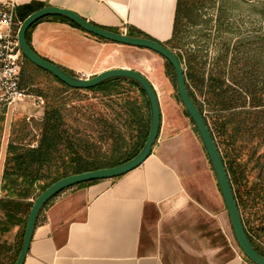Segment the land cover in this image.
<instances>
[{"label":"crops","instance_id":"obj_1","mask_svg":"<svg viewBox=\"0 0 264 264\" xmlns=\"http://www.w3.org/2000/svg\"><path fill=\"white\" fill-rule=\"evenodd\" d=\"M14 1L17 11L44 3L101 28L127 35L135 29L166 43L173 34L178 0ZM31 45L39 56L77 77L129 69L157 90L148 75L151 63L163 58L152 51L104 42L53 19L34 27ZM165 127L162 112L153 152L138 168L70 187L50 199L38 215L24 264H253L236 242L216 178L213 201L195 195L189 150L178 132L167 134ZM12 232H0V242L9 246Z\"/></svg>","mask_w":264,"mask_h":264},{"label":"rangeland","instance_id":"obj_2","mask_svg":"<svg viewBox=\"0 0 264 264\" xmlns=\"http://www.w3.org/2000/svg\"><path fill=\"white\" fill-rule=\"evenodd\" d=\"M191 3L193 6L180 22L178 43L181 51L185 54L197 49L205 57L208 70L216 59L219 60L217 72L238 91H244L248 85H254L258 90L264 87V0H191ZM151 64L148 76L157 89L165 130L167 134L170 131L179 133L182 145L189 150L188 155L193 161L190 190L204 201H213L215 177L205 149L177 102L175 89L164 70V60H154ZM22 86L30 97L12 104L9 109H0L4 118L0 131V205L17 209L18 203L23 204L21 217L24 218L41 187L51 181L54 164L47 159L42 166L44 178L36 183L26 199L20 200L17 196L19 189L9 194L1 189L4 159L10 142L12 147L38 146L39 127L47 108L58 112L60 134L65 137V142L73 148L78 147L79 152L92 163L113 162L133 151L138 128L120 97L69 89L30 63L24 67ZM126 88L128 95L122 99L136 100V89ZM175 122L174 128H170L169 124ZM259 143L257 137L254 140L245 138L235 148L227 143V149L234 163L233 184L244 221L256 245L264 251V197L259 202V190L264 187V145L260 147ZM71 146L62 143L60 160L63 159L62 154L66 155L65 160L72 159L74 151L67 150ZM68 164L73 166V163ZM23 175L20 174L18 180L15 176L11 180L24 186ZM5 218L0 208V222ZM11 231L14 236L7 242L9 246L0 242V264H13L24 224L13 227Z\"/></svg>","mask_w":264,"mask_h":264},{"label":"trees","instance_id":"obj_3","mask_svg":"<svg viewBox=\"0 0 264 264\" xmlns=\"http://www.w3.org/2000/svg\"><path fill=\"white\" fill-rule=\"evenodd\" d=\"M192 3L191 0L177 1L172 37L168 42L161 44H163L173 53H175L184 69L188 94L195 103L198 110L200 111L201 115L203 116L209 128V131L214 139V142L218 148V151L222 157L246 234L254 248L258 251L259 254L264 257V251L256 245L244 221L242 208L240 206L237 194L235 192V186L233 184V178L235 176V170L233 165L234 163L230 160L229 151L227 149V143L229 145H232L233 148H235L237 147V144L240 141H243V139L245 138L254 140V138L257 137L260 141L259 146L262 147V145H264V87L258 90L254 85H248L244 88V91H242L241 89H239L240 91H238L237 88H235L234 84L229 83L228 79H226L225 76L223 78L217 72L219 60L216 59L215 63L212 64V66H210L211 68L208 70L206 68L208 64L205 61V57L203 55H200V52L197 51V49L194 50L192 53L187 52L185 54L181 51L182 47L178 43L180 40V22L182 21L183 15L193 6ZM48 6L49 5L44 3H31L29 5L23 6L17 11L18 19L23 22L33 12ZM48 19L66 22L71 26L80 29L74 23L63 17H47L34 24L28 30L27 40L31 47L32 30L38 23ZM106 30L112 31L110 29ZM112 32L119 33L117 31ZM90 35L96 37L92 34ZM128 35L154 40L146 34L136 31L135 29H131L128 32ZM96 38L104 42H110L99 37ZM163 60L164 70L167 78L170 80L171 84L175 89V97L177 99V102L180 104L185 117L189 120L195 135L201 142L199 134L194 126V123L190 119L188 113L184 109L179 99L175 72L170 63L165 59ZM26 62L30 63L27 60ZM62 69L71 76L77 77L71 71L65 68ZM57 81L60 82L59 80ZM60 83L66 86L62 82ZM127 86L136 89V91L138 92L136 100L130 101L131 98L122 99V97L128 95L127 93L129 91H126ZM68 88L73 89L70 87ZM73 90L80 91L78 89ZM86 91H91L99 95H105L110 97H120V100L124 101L122 104L126 106L127 109H129L133 122L138 128L137 141L135 143L134 150L126 155H123L121 158L113 162L92 163L91 161H89L88 157H85L79 152L78 147L74 146L73 148L71 144L65 142V137L60 134L58 112L56 110L47 108L44 111L43 118L40 123V139L37 147L31 148L30 145H28L19 148L12 147V143H9L8 155L6 157L5 168L2 176L3 185L1 189L2 191H6L8 194L9 192H15L16 189H19L17 191L18 198L20 200L26 199L29 195L30 190H32L33 187L36 186V183L38 181H41V179L44 178L42 166L46 163L47 159L50 160L51 164H54L51 167L52 179L49 183H46L44 186L41 187L39 193L35 196V199L32 200V203L29 206V210L24 218L21 217V205L23 204L18 203L17 209H11L8 205L6 206L5 204L0 205V208L6 215V218L0 222V225L2 226L0 231L1 233L9 232L13 229V227L21 223L24 224L25 229L26 221L29 212L33 206V203L42 192H44L55 182L72 175L86 173L99 169L112 168L121 165L134 158L144 146L149 132L150 114L146 95L137 83L129 79L114 78L94 88L86 89ZM3 121L4 118L0 114V131L2 128ZM63 142L66 143V145L72 147L67 148L68 152L69 149L72 152L74 151L71 160L69 158H67L68 161L65 160V154H62L63 161L59 159V147L62 145ZM12 151L14 152L13 154ZM69 162L73 163V166L69 165ZM20 174H24L22 177L24 179V186H22L21 184L18 185L16 181L11 180V178L14 176L18 180L20 178ZM97 181L99 180L81 183L78 186L92 184ZM8 197L10 198V195ZM259 197L260 202L262 200V197H264L263 186L259 190ZM23 235L24 231L22 233L21 243L13 264L15 263L18 257L22 245Z\"/></svg>","mask_w":264,"mask_h":264},{"label":"water","instance_id":"obj_4","mask_svg":"<svg viewBox=\"0 0 264 264\" xmlns=\"http://www.w3.org/2000/svg\"><path fill=\"white\" fill-rule=\"evenodd\" d=\"M53 16L63 17L74 23L85 32L104 40L152 51L160 55L163 59L170 63L175 72L179 99L184 109L188 113L190 119L194 123V126L199 134L202 145L213 169L221 196L223 198L230 219L236 242L247 260H249L253 264H264V257L259 254L258 251L254 248L246 234L222 157L218 151V148L203 116L188 94L184 69L175 53H173L170 49L157 41L142 37H133L127 34L116 33L103 29L101 27L93 25L92 23L88 22L87 20L83 19L70 10L55 6H48L39 9L30 14L22 22L18 31V41L20 49L26 60L35 67L44 70L47 73H50L66 86L78 90L94 88L114 78H124L134 81L141 87L148 101L150 114L149 132L144 146L142 147L140 152L131 160L112 168L99 169L63 178L55 182L44 192H42L33 203V206L29 212L24 229L22 245L14 264H24L29 251L38 215L50 199H52L54 196L61 193L65 189L79 185L81 183L96 180L114 179L123 176L141 166L151 156L154 145L158 140L162 124V112L157 92L150 81L139 72L129 69H112L102 72L91 78H80L71 76L58 65L39 56L29 45L27 40V32L34 24H36L40 20Z\"/></svg>","mask_w":264,"mask_h":264},{"label":"built area","instance_id":"obj_5","mask_svg":"<svg viewBox=\"0 0 264 264\" xmlns=\"http://www.w3.org/2000/svg\"><path fill=\"white\" fill-rule=\"evenodd\" d=\"M21 24L16 2L0 1V109H9L12 104L30 97L22 86L27 62L18 41Z\"/></svg>","mask_w":264,"mask_h":264},{"label":"flooded vegetation","instance_id":"obj_6","mask_svg":"<svg viewBox=\"0 0 264 264\" xmlns=\"http://www.w3.org/2000/svg\"><path fill=\"white\" fill-rule=\"evenodd\" d=\"M8 145H9V143H8ZM8 148V147H7ZM5 163H6V158L4 159V165H3V171H2V176H3V172H4V168H5Z\"/></svg>","mask_w":264,"mask_h":264}]
</instances>
